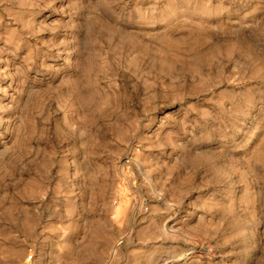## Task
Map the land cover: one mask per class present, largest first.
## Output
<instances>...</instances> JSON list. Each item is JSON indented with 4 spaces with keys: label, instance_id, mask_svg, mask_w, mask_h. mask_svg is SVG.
I'll return each instance as SVG.
<instances>
[{
    "label": "rangeland",
    "instance_id": "obj_1",
    "mask_svg": "<svg viewBox=\"0 0 264 264\" xmlns=\"http://www.w3.org/2000/svg\"><path fill=\"white\" fill-rule=\"evenodd\" d=\"M264 264V0H0V264Z\"/></svg>",
    "mask_w": 264,
    "mask_h": 264
},
{
    "label": "built area",
    "instance_id": "obj_2",
    "mask_svg": "<svg viewBox=\"0 0 264 264\" xmlns=\"http://www.w3.org/2000/svg\"><path fill=\"white\" fill-rule=\"evenodd\" d=\"M31 260H32V257H29L28 261H27L28 262L27 264H32Z\"/></svg>",
    "mask_w": 264,
    "mask_h": 264
}]
</instances>
